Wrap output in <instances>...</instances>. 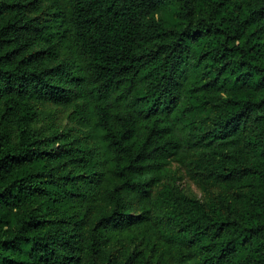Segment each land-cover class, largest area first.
<instances>
[{"label": "trees", "instance_id": "16d2710c", "mask_svg": "<svg viewBox=\"0 0 264 264\" xmlns=\"http://www.w3.org/2000/svg\"><path fill=\"white\" fill-rule=\"evenodd\" d=\"M178 126L220 192L156 233ZM0 264H264V0H0Z\"/></svg>", "mask_w": 264, "mask_h": 264}, {"label": "rangeland", "instance_id": "374dc122", "mask_svg": "<svg viewBox=\"0 0 264 264\" xmlns=\"http://www.w3.org/2000/svg\"><path fill=\"white\" fill-rule=\"evenodd\" d=\"M180 6L175 2L174 6L169 7L173 13H177ZM180 16V15H179ZM142 89L137 91L135 97L141 93ZM78 116L75 115L73 107L67 109H57L52 106L42 108L40 120L33 124V128L38 129L45 136H51L55 133H69L74 129L83 130L79 125ZM176 130L183 136L184 147L171 158L168 166L162 175L160 185L154 186L153 198L151 202L152 223L154 230L159 233L164 228L163 218L167 209V203L163 199L169 198L176 188H182L183 191L192 197L204 201L209 206L216 201L220 189L213 181L206 179V176L200 174L198 164L195 162L196 156L189 149L190 130L183 126L176 127ZM141 214L138 202L132 205L131 215L137 217ZM147 230V229H146ZM144 232V228L141 229ZM132 238L129 237L126 246H132ZM121 244H117L116 250H122Z\"/></svg>", "mask_w": 264, "mask_h": 264}]
</instances>
